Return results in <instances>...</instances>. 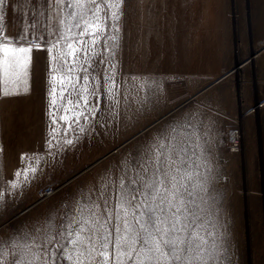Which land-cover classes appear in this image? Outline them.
I'll list each match as a JSON object with an SVG mask.
<instances>
[{
    "label": "snow or ice",
    "instance_id": "obj_1",
    "mask_svg": "<svg viewBox=\"0 0 264 264\" xmlns=\"http://www.w3.org/2000/svg\"><path fill=\"white\" fill-rule=\"evenodd\" d=\"M126 3L29 0L31 15L10 33L4 9L15 5L0 0V81L9 86L0 96L31 92L34 50L45 49L48 64L43 146L21 154L14 179H0V221L24 189L79 142L77 132L100 123L119 131L122 113L130 126L167 102L165 78L123 70ZM191 115L154 128L58 208L12 227L0 223V261L239 264L230 230L209 209L213 164L206 146L212 138L202 139L208 133L199 131Z\"/></svg>",
    "mask_w": 264,
    "mask_h": 264
},
{
    "label": "rangeland",
    "instance_id": "obj_2",
    "mask_svg": "<svg viewBox=\"0 0 264 264\" xmlns=\"http://www.w3.org/2000/svg\"><path fill=\"white\" fill-rule=\"evenodd\" d=\"M12 3L4 12L15 33L31 13L29 0ZM121 36L123 70L165 78L167 102L130 126L122 113L119 131L100 123L77 132L79 142L24 189L0 223L12 227L58 208L125 149L189 113L208 133L202 139L212 138L209 209L230 230L239 264H264V0H127ZM47 70L46 50H34L31 92L0 96V179L15 178L22 153L42 149Z\"/></svg>",
    "mask_w": 264,
    "mask_h": 264
},
{
    "label": "bare ground",
    "instance_id": "obj_3",
    "mask_svg": "<svg viewBox=\"0 0 264 264\" xmlns=\"http://www.w3.org/2000/svg\"><path fill=\"white\" fill-rule=\"evenodd\" d=\"M237 137H239V134L237 135V132L234 129L231 130V132H230V138L231 139H237Z\"/></svg>",
    "mask_w": 264,
    "mask_h": 264
},
{
    "label": "built area",
    "instance_id": "obj_4",
    "mask_svg": "<svg viewBox=\"0 0 264 264\" xmlns=\"http://www.w3.org/2000/svg\"><path fill=\"white\" fill-rule=\"evenodd\" d=\"M234 130L237 132V135H238V132H239L238 129L235 128ZM230 139H231V138H230ZM231 141H232V145H233V146H237L238 137H237V139H231Z\"/></svg>",
    "mask_w": 264,
    "mask_h": 264
}]
</instances>
